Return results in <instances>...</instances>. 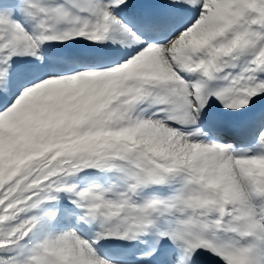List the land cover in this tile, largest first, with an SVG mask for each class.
Instances as JSON below:
<instances>
[{
    "label": "snow or ice",
    "instance_id": "snow-or-ice-1",
    "mask_svg": "<svg viewBox=\"0 0 264 264\" xmlns=\"http://www.w3.org/2000/svg\"><path fill=\"white\" fill-rule=\"evenodd\" d=\"M0 264H264V0H0Z\"/></svg>",
    "mask_w": 264,
    "mask_h": 264
}]
</instances>
